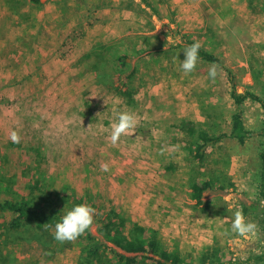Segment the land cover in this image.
Instances as JSON below:
<instances>
[{
	"label": "rangeland",
	"instance_id": "374dc122",
	"mask_svg": "<svg viewBox=\"0 0 264 264\" xmlns=\"http://www.w3.org/2000/svg\"><path fill=\"white\" fill-rule=\"evenodd\" d=\"M105 2L113 0L100 3ZM209 2L208 9H214L213 14L205 13L210 27L199 30L177 25L163 28L155 20L160 27L156 30L153 14L134 2L131 6L145 21L143 27L127 34L113 31V39L124 38L130 50L132 45L140 47L144 36L159 37L152 39L157 45L164 39L175 43L181 34L200 35L197 41L231 73L215 63L199 61L192 72L185 73L180 57L160 56L155 61L130 53L132 59L127 61L139 71L132 84L138 90L135 103L128 105L96 83L89 68L91 59L77 64L75 54L84 49L83 30H67L57 37V30L47 31L44 22L37 24L38 40L31 37L33 29L23 27L31 21L26 24L20 17L38 4L16 0L13 10L0 0V172L14 175L15 188L25 192L26 184L39 182L42 174L47 192L68 187L92 202L96 218L115 208L139 225L147 222L157 227L165 248L177 250L194 264L202 251L213 246L240 264H258L246 263L252 253L261 251L258 227L237 232L231 226L241 203L250 204L256 194L253 178L264 145L259 103L247 99L242 105L250 133L246 143L238 145L226 138L220 146L208 148L201 163L184 150L186 135L174 128L187 119L197 128L228 133L230 115L237 108L230 97L233 84L238 93L248 90L264 98V0ZM49 8L55 10L52 4ZM212 18L214 24L209 21ZM213 65L216 75L210 77ZM127 110L135 113L136 125L113 143L115 113ZM13 132L17 141L11 138ZM11 142L18 146H10ZM194 176L215 180L213 190L203 194L204 205L190 199ZM220 185L225 188L219 189ZM0 197L7 198L3 193ZM177 219L181 227L171 225ZM89 230L99 237L96 222ZM80 248L76 239L57 241L49 259L34 243L0 244V250L12 253L20 264H78Z\"/></svg>",
	"mask_w": 264,
	"mask_h": 264
},
{
	"label": "trees",
	"instance_id": "16d2710c",
	"mask_svg": "<svg viewBox=\"0 0 264 264\" xmlns=\"http://www.w3.org/2000/svg\"><path fill=\"white\" fill-rule=\"evenodd\" d=\"M6 1L11 9H17L16 0ZM31 1L39 4V0ZM141 3L150 7L146 0H141ZM20 17L26 20L25 22L30 21L27 13L21 14ZM171 34L176 35L172 31ZM199 36L181 34L175 43H169L164 39L157 45L152 43V39L159 40V37L144 36L141 38V46L132 45L130 50H127L126 46L128 41L122 38L107 44L95 45L81 60L91 59L89 68L95 74L96 83L106 90L113 91L125 100L126 104L131 105L135 103L134 98L138 92L137 89L132 88V84L136 80L139 69L127 60H131L133 54L139 59L144 60L149 57L155 61H159L160 56L166 59L184 58L182 49L197 41ZM200 45L199 62L215 63L231 73L230 69L224 67L211 51L204 45ZM230 97L237 108L230 115L228 133L216 134L213 131L197 128L193 121L187 119L180 121L174 127L177 132H183L186 135L184 150L198 163L204 160L208 148L220 146L226 138L235 140L238 145L246 143L250 133L244 125L242 105L247 99L259 103L261 107L264 136V98L248 90L238 93L234 84L231 86ZM9 145L18 146L16 142H11ZM258 157L259 168L253 178L255 198L250 204L241 203L240 212L245 219L255 222L263 242L261 251L252 253L246 259V263L264 264V145L260 148ZM39 175L42 179L33 183L29 181L26 184L27 192H25V190L19 191L15 188L14 175L7 176L2 171L0 172V193L7 196L4 199L0 197V244L6 246L14 241L34 243L50 259L57 248V240L53 238L52 230H55L54 225L64 211L74 204L86 203L92 207L94 205L90 200H84L66 186L55 193L47 192L46 179L44 175ZM214 181L194 176L190 185V199L198 206L204 205L206 202L203 200V194L206 190H213ZM218 188L223 189L225 186L220 185ZM94 222L98 225L99 237L93 235L88 228L76 238L81 245L77 255L78 264H194L192 260L189 261L188 257L183 256L177 250L170 251L165 248L155 229L131 221L115 208H110L97 218L93 215L92 223ZM0 264H20V260L16 259L12 253H3L0 250ZM198 264L240 263L235 257L228 258L223 255L220 247L213 246L202 251L198 257Z\"/></svg>",
	"mask_w": 264,
	"mask_h": 264
},
{
	"label": "crops",
	"instance_id": "0c3cea01",
	"mask_svg": "<svg viewBox=\"0 0 264 264\" xmlns=\"http://www.w3.org/2000/svg\"><path fill=\"white\" fill-rule=\"evenodd\" d=\"M101 1L103 0H64L56 3L47 1V3L44 4L39 0V4L33 8L31 7V10L27 13L30 16V21L33 23L30 24L31 22H26V24L29 23V25H24L23 27H25L26 30L33 29L34 31L32 30V32H30L31 37L37 36L36 39L38 40L41 37V30H39L37 24H45L44 22H46L45 26L47 31L57 30L55 34L57 37L60 32L64 35L67 30H83L84 34L81 46H83L84 49L76 53L77 55L75 54V56H77V64H79V60H81L95 45L113 41V31L127 34L130 29H136L139 28V26L143 27L142 23H145V21L141 18L142 16L133 10L134 6H131L134 2L143 10L145 8L149 13L153 14V22L157 20V22H159L158 24L163 28H170L173 27V25H177L179 28L183 29L189 28L199 30L210 27L205 13L213 14L214 9H208L207 6L210 3L209 1L218 0H146L150 7L141 3V0H113L112 4L106 2L100 3ZM51 4L54 5L55 10L49 8ZM66 15L71 16L67 17ZM70 17L73 18L71 19ZM74 20H76L75 23H72ZM107 21H110V27L106 25ZM209 21L214 24L213 18ZM158 24L155 22L156 30L160 28ZM205 43L210 44L211 41ZM175 222H177V224L171 225L175 227L182 226L178 219ZM142 226H149L158 230L157 227L147 222L142 224ZM174 230L175 229H172L173 232H175ZM161 234L163 235V233ZM172 238H174V236H172ZM175 238H180V235H177ZM181 246L180 244V247Z\"/></svg>",
	"mask_w": 264,
	"mask_h": 264
},
{
	"label": "clouds",
	"instance_id": "9594fccd",
	"mask_svg": "<svg viewBox=\"0 0 264 264\" xmlns=\"http://www.w3.org/2000/svg\"><path fill=\"white\" fill-rule=\"evenodd\" d=\"M201 45L199 41L186 45L182 51L184 58L180 60V68L185 73H190L196 67L199 59V49ZM216 66L213 65L209 69V76L215 77ZM115 121L112 125L111 140L115 143L120 135L125 131L132 129L136 125V115L133 111H118L115 113ZM13 141H17L19 137L15 132L11 136ZM106 169L107 165H103ZM95 209L86 203L74 204L60 217L55 223L54 239L60 242L65 240H74L83 234L93 222V214ZM232 229L237 232H251L255 229L253 223L247 222L241 212L234 213Z\"/></svg>",
	"mask_w": 264,
	"mask_h": 264
}]
</instances>
